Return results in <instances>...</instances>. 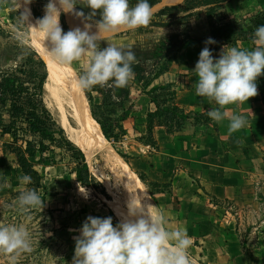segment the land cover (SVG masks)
Segmentation results:
<instances>
[{
  "label": "crops",
  "instance_id": "0c3cea01",
  "mask_svg": "<svg viewBox=\"0 0 264 264\" xmlns=\"http://www.w3.org/2000/svg\"><path fill=\"white\" fill-rule=\"evenodd\" d=\"M263 7L264 0H224L218 9L226 21L242 19ZM187 30L192 37L176 50L166 69L150 74L147 80L134 74L126 85L127 93L119 94L128 102V113L121 120L127 132H146V112L155 107L146 90L153 84L169 82L176 103L185 111L217 107L195 90L193 70L204 48L196 37H203L204 42L212 38L206 15L193 19ZM207 45L213 57L219 58L225 45L252 49L253 41ZM228 110L244 115L248 125L230 135L227 120L194 123L189 117L173 131L156 124L152 130L155 147L139 143L129 160L140 165L136 168L149 183L156 201L150 197L166 226L186 228L191 259L200 264H264V93L258 89L255 97L229 105ZM129 149L124 151L130 153ZM145 151L147 163L142 162ZM102 215L109 217L108 210Z\"/></svg>",
  "mask_w": 264,
  "mask_h": 264
},
{
  "label": "clouds",
  "instance_id": "9594fccd",
  "mask_svg": "<svg viewBox=\"0 0 264 264\" xmlns=\"http://www.w3.org/2000/svg\"><path fill=\"white\" fill-rule=\"evenodd\" d=\"M30 2L23 0L25 5ZM13 4L14 8L10 10L17 11L19 0H13ZM84 4L91 10L87 19L99 12L94 34H89V24H85L83 31L76 28L64 32L61 28V11L72 13L76 0H49L45 15L35 26L26 24L30 14L27 8L20 17L25 25L44 32L49 42L48 53L54 62L70 66L87 57L83 73L76 77L79 89L104 86L109 81L116 87H124L134 77L135 53L104 37L149 25L153 6L148 0H137L134 6L129 0H84ZM75 15L84 16V13L76 12ZM102 41L105 47L100 46ZM214 43L212 38L205 41L206 45ZM253 44L252 49L225 45L219 58H214L209 48L204 47L193 70L196 95L217 105L207 115L216 123L227 120L230 135L245 128L248 119L235 110L229 111L228 106L255 97L258 94L257 78L264 75V25L254 31ZM18 179L25 186L32 182L28 174ZM15 204L19 211L27 213L36 208L42 210L44 200L34 188L24 187ZM129 216L135 219H125L116 226L111 217H87L79 229L80 235L74 237L72 264H191L188 252L191 240L186 228H168L162 212L152 215L130 209ZM31 250V236L26 226L0 224V254L8 257L9 264H16L20 253Z\"/></svg>",
  "mask_w": 264,
  "mask_h": 264
},
{
  "label": "rangeland",
  "instance_id": "374dc122",
  "mask_svg": "<svg viewBox=\"0 0 264 264\" xmlns=\"http://www.w3.org/2000/svg\"><path fill=\"white\" fill-rule=\"evenodd\" d=\"M80 1L76 0V4H80ZM167 1L169 0H162L161 3L153 7V17L149 25L134 30H120L117 33L106 35L104 39L123 46L125 49H131L134 53L140 50L146 52L150 43L158 37L171 32L186 30L191 26L193 19L200 16L201 13L205 14L203 6L193 9H200L202 12L199 15H196L197 11L187 17L181 16L183 13L175 16L155 14L154 12ZM19 2L20 8L15 11L10 10L14 8L13 0H0V73L16 66L27 52L34 49L32 27L30 28V26L22 22L20 14L27 8L30 12L28 16V20H30H27L26 24H31L33 23L32 20L37 21L43 18L45 6L49 0H31L27 5L23 3V0H19ZM77 5L72 13L61 11L59 21L63 31L67 32L76 28L83 31L85 30V24H89L91 25L89 34L96 33L95 24L98 20L93 17L87 19L88 16L86 15H75L76 12H81ZM196 26H199V24L197 23ZM100 46L105 47L106 44L102 41ZM155 59L144 58L140 60L145 67V71L142 73L145 77L144 80H147L150 74L153 75L158 65H161L164 61L163 58L157 65ZM86 63L87 57H83L79 61H74L70 66L66 65L75 84L77 75L83 73ZM110 83L111 81L104 86L96 85L87 90H80L85 97L90 96L89 100L87 99L88 97L86 99L90 112L94 117L104 122L110 128L111 134H117L116 139H108L110 142L107 140L110 146L120 155H125L123 157L126 162L139 176L143 172L136 166L140 165H134L130 162L129 156L133 155L132 152H137L135 145L138 146L137 144L139 143H151V146L155 147L154 140L146 133L127 132V128L124 127L121 120L128 113L124 111L128 102L122 96L115 94L112 87H110ZM165 91L167 90L157 91L159 98L165 99L167 97ZM159 94L162 96L160 97ZM44 102L47 104L45 99ZM48 107L51 108L52 106L49 105ZM1 111L3 117H6V112L4 110ZM51 114L59 125L53 112ZM119 123L123 125V130L118 127ZM63 131L67 136L64 129ZM10 140L12 138L9 134H0V224L26 226L31 236L32 248L30 252L20 253L16 264H72L75 249L74 237L80 235L79 229L87 217L103 218L102 212L108 210L113 226H116L118 222L105 201L110 199V194L106 192L102 184L101 175L99 173L93 174L89 169L93 184L89 186L82 185L76 180L75 174L70 171L69 162L71 159L68 155L69 150L66 147H55L43 153L53 158V161H50L47 165H43L38 160V152L31 158L34 167L42 174V181L47 185V189L44 191L41 186L22 185L18 177L24 173L15 160V154L3 144L4 141ZM18 144H23V140L19 139ZM125 147L130 148V153L124 151ZM147 153L146 151L144 152L143 163L148 161ZM98 158L96 155V159L92 160L95 168H101ZM105 173L109 175L107 170ZM143 183L145 184V182ZM145 186L148 187L147 184ZM24 187L36 188L40 194H44V207L42 210L36 208L27 213L18 210L15 201ZM152 204L154 211L157 213L158 210L153 200ZM200 263H202L200 260L191 259V264ZM0 264H9L6 255L0 254Z\"/></svg>",
  "mask_w": 264,
  "mask_h": 264
},
{
  "label": "trees",
  "instance_id": "16d2710c",
  "mask_svg": "<svg viewBox=\"0 0 264 264\" xmlns=\"http://www.w3.org/2000/svg\"><path fill=\"white\" fill-rule=\"evenodd\" d=\"M161 1L148 0L149 4L153 7ZM223 1L183 0L180 2L179 0H169L154 13L160 15L169 14L170 16L183 13L181 16L187 17L195 13V11H197L196 15H199L202 11L200 9H193L203 6V12L208 21L209 34L215 42L218 44L236 43L238 39L253 41V33L256 28L264 25V7L242 19L229 18L226 21H222V15L218 7ZM136 2L137 0H129L132 6ZM77 7L84 15L89 16L91 10L86 7L84 0H81ZM93 18L99 20V12ZM191 37L187 29L171 32L151 42L146 52L142 50L135 52L136 61L132 65L135 76H143L142 73L145 71V67L140 60L144 58H156L157 65L164 58L163 63L158 65L153 75L162 72L167 68L168 62L175 58L176 50ZM196 39L204 47L209 48V45L205 44L203 37H196ZM253 47H255L254 44ZM46 78L47 66L43 58L34 49L27 52L16 66L0 73V134H9L12 138L10 141H4L3 144L15 154V160L21 171L31 176L32 182L30 185H34L35 187L41 186L44 191L47 189V185L42 181V174L34 167L31 158L38 152V160L43 165H47L50 161H53V158L43 153L55 147H66L69 150L68 155L71 159L69 162L70 171L75 174L76 180L85 186L92 185V176L83 151L64 134L63 128L56 123L43 100V86ZM256 83L257 88L263 96L264 75L258 77ZM110 87H112L117 95H125L127 93L126 86L116 87L112 81ZM162 89L167 90L165 91V95L167 96L165 99L159 98L157 94V91ZM146 92L155 104L154 109L146 112L145 133L152 138V130L156 124L163 125L168 131H173L179 129L189 117H192L194 123H208L211 121V118L207 115L208 111L205 109L185 111L180 107L175 101V91L171 88L169 82L153 84ZM159 95L160 97L162 96L161 94ZM86 97H88V100L90 99V96ZM1 110L6 112V117H3ZM125 112L127 113V111ZM92 116L94 117L93 114ZM94 119L99 123L102 133L107 140L117 138V134H111L110 128L104 122L95 117ZM118 127L122 130L124 129L121 123L118 124ZM19 139L23 140V144H18ZM149 144L151 145V143ZM154 144L156 145L155 140ZM118 155L120 154L118 153ZM123 156L125 157L124 154L120 155L124 159ZM138 177L147 184L149 194L156 201L153 192L149 189L150 185L147 183L144 174H139ZM37 192L40 194L39 191ZM40 195L42 199L45 198L44 194ZM110 212L112 213L111 210Z\"/></svg>",
  "mask_w": 264,
  "mask_h": 264
},
{
  "label": "bare ground",
  "instance_id": "6f19581e",
  "mask_svg": "<svg viewBox=\"0 0 264 264\" xmlns=\"http://www.w3.org/2000/svg\"><path fill=\"white\" fill-rule=\"evenodd\" d=\"M32 22V26H35L36 21ZM32 33L34 49L47 66V78L43 86L46 105L52 106L48 109H51L67 137L83 151L91 172L101 175L102 184L110 194V199L105 201L118 222L135 219L129 216L130 209L155 215L145 184L102 134L99 124L91 115L86 97L75 84L69 69L64 64L54 62L49 55V42L44 32L32 27ZM96 155L101 168H95L92 164ZM106 170L109 175L105 173Z\"/></svg>",
  "mask_w": 264,
  "mask_h": 264
},
{
  "label": "water",
  "instance_id": "95a60500",
  "mask_svg": "<svg viewBox=\"0 0 264 264\" xmlns=\"http://www.w3.org/2000/svg\"><path fill=\"white\" fill-rule=\"evenodd\" d=\"M165 3H166V2H165ZM165 3H164V4H165ZM164 4H163V5H164Z\"/></svg>",
  "mask_w": 264,
  "mask_h": 264
}]
</instances>
